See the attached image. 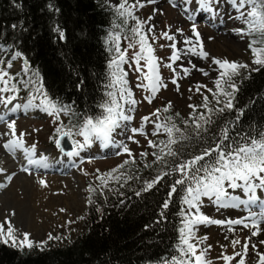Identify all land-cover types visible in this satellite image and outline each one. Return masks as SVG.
<instances>
[{
	"label": "snow or ice",
	"instance_id": "6c2138e0",
	"mask_svg": "<svg viewBox=\"0 0 264 264\" xmlns=\"http://www.w3.org/2000/svg\"><path fill=\"white\" fill-rule=\"evenodd\" d=\"M157 2L158 0H134V2L129 3V0H121L115 6L118 17L122 18L125 24H127L129 18L136 21L135 25L130 29L131 37H125V39L129 40L128 48L136 50L129 57L127 49L124 51L120 49V36L118 34H110L116 55L113 56L108 65L110 72L106 88L109 91L106 92L107 99L98 105L102 109L100 116H85L76 123H72L70 120L69 124L65 125L60 120L61 113L69 115L72 113V108L69 105L60 104L49 97L44 88L43 79L38 72H33L32 77L23 82L24 87L29 89L26 103L13 105V101L18 98L20 89L17 87V83L14 82L15 77L10 74L8 69L12 68L13 61L22 57V53L19 51L15 52L7 62L0 59V105L6 109L5 113H0V122L5 123L8 129L7 132L0 135L10 137L4 141L2 147L13 156L17 152L23 154L26 164L21 167V171L30 174L32 168L47 169L50 166L47 156L40 154L37 157L35 144L25 147V133L17 134L16 121L7 118V113H16L20 110L26 112L35 108L50 117H54L56 127L54 135L50 136L49 139L52 140L55 147L63 155L79 157L83 150L89 148L96 141H99L101 146L105 148L113 146L121 149L122 151L116 152L117 155L127 154L128 160H125L117 168L107 173L99 174L96 177L100 182L101 194H103L102 190L104 188H108L110 182L119 183L122 179L125 182L131 179L122 169H125V166L129 164L135 163V157L126 143H117L113 140V133L121 127L122 122L133 119L129 113L135 110V105L137 104L132 90L128 87V72L122 66L128 64L130 69L139 73L137 78L141 82L136 87L142 88L148 93L144 100L149 104L153 102L162 88L167 87V84L162 82L159 71L161 67L159 59L154 54L155 50L152 44L149 43L150 33L153 34L151 37L153 41L162 38L171 42L167 45L172 50L171 55L168 57L170 62L163 66L173 72L171 83L176 86L177 91H179L178 78L180 73L173 65L181 60L182 55H195L202 59H211L212 64L218 66V78L214 82L215 90L207 89L211 93L216 107H210L209 97L201 93V89L206 88V86L196 84L195 91L203 96V103L198 106L189 105L193 115L190 120L184 121L185 129L191 124L193 135L199 138L201 133L206 132L208 126L214 122L212 119L213 115L223 114L225 111H231L234 108L233 101L238 88L233 78L240 75L241 69H249L250 66L246 63L229 61L226 58L210 57V54L204 50L203 42L195 23L191 26L195 42L193 37H185L182 41L185 46L183 49L177 47V44L181 42L176 39V33L183 35L182 29H177L176 33H170L169 30H165L161 32L160 37H156L154 34L155 25L149 23L153 16H149L147 21H143L134 12L138 8L156 4ZM168 2L172 7L182 8L189 19L195 17L198 13H208L210 14L208 18L214 19L219 15V12L213 5H220L222 0H195L197 7L194 10L191 8L193 0H179V2L177 0H168ZM223 2L235 9L238 13L237 19L242 20L245 25V27L235 30L237 34L242 38L245 35L253 37L248 45L253 56L252 64L264 67V0H223ZM158 11V9H154V14ZM145 27H147V31H145ZM60 36L63 38L62 32H60ZM161 47H165V45H161ZM141 61L144 63L141 64ZM188 63L191 64V61H188ZM179 67L180 72L184 76L190 74L191 69L189 67L183 64ZM192 68H196V65L192 64ZM252 70L259 71V67ZM22 71L25 74L31 71L26 59L24 60ZM200 71L203 70L200 69ZM203 74L208 75L207 72ZM189 91H192V89L190 88ZM36 101H39V103H36ZM9 105L13 106L9 108ZM126 105L127 109L125 108ZM171 107L172 104L169 101L162 109H156L151 116L143 117L142 125L137 128H131L132 135L127 137L128 140L134 143H139V141L135 140L136 135H143L147 139L149 133L144 128V124L147 123L153 125L152 136H158L161 133L167 136V140L158 142L147 139L150 148L158 149V151L152 152L155 161L165 165L168 170L162 169L152 180L145 181L142 191L152 189L165 176L173 173L179 174V178L175 179L170 186L168 199L162 204V208L167 209L172 195L177 192V186L183 187L182 202L186 209L181 212L183 219L182 227L179 228V256L173 257L171 264H212L211 261L206 259V254L211 249V245L206 248L199 247L207 237L197 239L195 236L198 225H227L229 231H234L231 227L233 225H243L244 228L252 229L250 236L246 237L243 242L240 239H230L233 254L226 255L221 253L219 259L223 260L224 264H231L233 260H236V264H246V258L251 248L258 257L256 264H264V253L259 252L258 244L252 243V237L258 236L264 231L260 227V224L264 222V199L261 198L264 196V132L258 133L255 137H246L243 143L226 144L225 142L229 141V126L226 124L216 134L218 139L214 140L212 144L203 147L198 154L187 159H180V149L175 146L192 139V135L186 134L185 129L178 127L171 115H162L168 113ZM198 108H203L204 111L197 113ZM240 114L242 115V113ZM176 116L178 117L179 113H176ZM152 117H155V119H152ZM75 137H82V140L75 139ZM64 138L71 141L72 148L70 151L66 152L64 147L61 146ZM140 155L141 157H146L148 153L142 152ZM169 157L172 158L171 164H169L167 159ZM149 166L145 165V167ZM5 171V169L0 168V174L5 173ZM15 175V173H11L3 177V179L10 183ZM38 183L41 187H48L44 179H40ZM6 186L0 180V188ZM237 190H240L246 199H241L239 195L233 194ZM88 191L95 193L97 188L89 186ZM136 195H140V192H137ZM202 198H207L217 209L239 208L243 205L248 210V214L243 218L237 219L219 220L210 218L200 210L203 204ZM88 203H93L91 197ZM253 206L257 207L259 211L253 212L251 210ZM60 211L63 212L65 210L61 209ZM97 211H100V209L98 208ZM15 214L13 210L8 214V217L15 216ZM8 217L0 221V243L9 245L21 252L24 249L31 250L33 247H38L42 250L43 245L47 241H32L30 233L19 232ZM225 238L228 239V237ZM52 239H60V237H53L49 234L48 240ZM238 245L241 246L239 251L236 250ZM259 245H264V240L259 241ZM237 257H239L238 260L236 259Z\"/></svg>",
	"mask_w": 264,
	"mask_h": 264
},
{
	"label": "trees",
	"instance_id": "16d2710c",
	"mask_svg": "<svg viewBox=\"0 0 264 264\" xmlns=\"http://www.w3.org/2000/svg\"><path fill=\"white\" fill-rule=\"evenodd\" d=\"M130 20L125 24L115 6L105 5L103 0H0V53L21 52L20 58L26 59L31 69L27 74L10 73L20 89L18 98H28L29 89L23 82L38 72L49 97L72 108V113L65 116V125L85 116H100L98 105L107 99L109 91L108 65L116 55L110 34L120 36V49L124 51L123 40L131 37L130 29L136 23ZM258 67L259 71L241 69L240 75L233 78L238 88L234 108L213 115L214 122L199 138L193 135L191 124L186 129L184 125L193 112L188 118L181 113L177 117L178 112L171 109L163 114L171 115L178 127L192 135V139L175 146L180 149V159L212 144L226 124V144L243 143L246 137L264 132V67ZM167 159L171 164L172 158ZM162 169L168 170L155 158L143 165L129 164L122 171L131 179L110 182L103 194L97 179L88 183L87 189L92 186L97 191H88L93 203L87 204L83 233L65 246L33 254L0 243V264H170L173 257L179 256L181 212L186 209L183 187L177 186L167 209L162 204L179 174L165 176L152 189L142 191L145 181Z\"/></svg>",
	"mask_w": 264,
	"mask_h": 264
},
{
	"label": "rangeland",
	"instance_id": "374dc122",
	"mask_svg": "<svg viewBox=\"0 0 264 264\" xmlns=\"http://www.w3.org/2000/svg\"><path fill=\"white\" fill-rule=\"evenodd\" d=\"M103 2L105 5L116 6L121 0H103ZM132 2L134 0H129V3ZM196 7L195 0H193L191 8L194 10ZM213 7L217 8L219 12V15L214 19H209L210 14L208 13H198L195 17L189 19L182 8L172 7L168 0H158L156 4L138 8L134 14L143 21H147L149 16H153V19L149 23L155 25L154 34L156 37H160L161 32L165 30H169L170 33H176L177 29H182L183 35L176 33L177 41L181 42L177 44V47L180 49L185 47L182 43L185 37H193L191 26L195 23L200 33L204 50L210 54V57L226 58L229 61L246 63L250 66L249 69H255L257 65L252 64L253 56L248 47L249 36L245 35L242 38L235 31L236 29L245 27L243 21L237 19L238 13L232 6L223 2V0L220 5H213ZM154 9H158L159 11L154 14ZM132 22L133 20L129 21V23ZM145 31H147V27H145ZM152 35V33L149 34V43L152 44L155 50L154 54L159 59L161 64L159 71L162 82L167 84V87L162 88L153 102L149 104L144 100V97L148 93L144 89L136 87L141 82L137 78L139 73L130 69L128 64H124L122 67L128 72V87L132 90L137 104L135 105V110L129 113L133 119L122 122L121 127L113 133V140L115 142H123L128 145L138 165H143L154 158L152 152L156 149L148 146L147 139L158 142L159 137L165 138L167 136L164 133L152 136L153 125L147 123L144 124V128L149 133L148 138L146 139L143 135H136L135 140L139 141V143H134L127 139L129 135H132L130 129L140 127L143 123V117L151 116L156 109H162L169 101L172 104L170 108L172 111L181 113L186 118L190 117L192 109L189 108V105L198 106L203 103V96L195 91L196 84L206 86V88L201 89V93L209 97L210 105L215 104L211 93L207 89L215 90L214 82L218 78V66L212 64L211 59H202L195 55H182L181 60L173 65L180 73L178 78L179 91H177L176 86L171 83L174 75L173 72L163 66L170 62L168 57L171 55L172 50L167 45L171 42L162 38L153 41L151 39ZM193 41L195 42L194 37ZM128 44L129 40H123V47L127 49V54L131 57L133 51L136 49L128 48ZM161 45H165V47H161ZM2 56V59L7 62L12 55L1 51L0 58ZM188 61H191V64ZM12 63V68L8 69L10 73L22 71L24 65L21 58H17ZM143 63L141 61V64ZM181 64L191 69L189 75L184 76L180 72L179 66ZM192 64H195L196 68H192ZM200 69L203 71H200ZM204 72H207L208 75H204ZM190 88L192 91H189ZM17 99L19 100V98ZM37 102L39 103V101ZM125 108L127 109V105ZM202 109L198 108L197 110L201 111ZM3 110L4 107L0 105V113ZM16 113H7V118L16 121L17 134L21 132L25 133V145L31 146L35 144L39 152L38 154L61 153L55 147L52 140L49 139L50 136L54 135L56 127L54 117L48 116L41 110H37L35 114H28L23 110ZM65 116L61 113L60 120L63 123L66 118ZM152 119H155V117H152ZM7 131L6 124L0 122V134ZM7 137L0 135V168L6 170L5 173L0 174V180L7 185L4 188H0V221H3L14 210L15 216L8 218L11 219L19 232L30 233L32 241H47L43 245L42 250L56 246H65L84 232V218L89 200L87 184L95 183V179L99 174L107 173L117 168L124 160L129 159L127 154H116V152L122 151L121 149L113 146L105 148L101 146L99 141H96L89 148L83 150L79 157L65 156L68 158V162L66 169H63L61 172L49 171L47 169L43 171V169L33 168L29 174L21 171V164L18 160L3 149L2 144L6 141ZM75 139L82 140V137H75ZM142 152H146L148 155L141 157L140 153ZM69 161H72L73 164H69ZM11 173H15L16 175L8 183L3 177ZM40 179H44L48 187H41L38 183ZM233 194L239 195L241 199H246L240 190H237ZM261 198L264 199V196ZM202 200L201 212L213 219H237L241 218V215L245 217L248 214V210L243 205L239 208L217 209L207 198H202ZM61 209L65 211L62 212L60 211ZM251 210L253 212L259 211L255 206ZM231 227L234 231H229L227 225H198L196 227L195 236L197 239L207 237L199 247L206 248L208 245H211V249L206 254V259L211 261L212 264H224V261L219 259L221 253L226 255L233 254L230 239H240L243 242L246 237L250 236L252 231L250 228H244L239 225ZM260 227L264 229V222L260 224ZM49 234L53 237H60V239L48 240ZM225 237H228V239ZM262 240H264V231L260 235L252 237V243L258 244L259 252L264 253V245H259V241ZM240 248L241 246L238 245L236 250L239 251ZM24 250L33 254L41 251V248L33 247L31 250ZM236 259L238 260L239 257ZM257 259L258 257L250 248L246 264H256ZM231 264H236V260H233Z\"/></svg>",
	"mask_w": 264,
	"mask_h": 264
},
{
	"label": "bare ground",
	"instance_id": "6f19581e",
	"mask_svg": "<svg viewBox=\"0 0 264 264\" xmlns=\"http://www.w3.org/2000/svg\"><path fill=\"white\" fill-rule=\"evenodd\" d=\"M179 8V7H178ZM224 12V11H223ZM217 19V18H216ZM221 33V32H220ZM190 58V57H189ZM194 59V58H193ZM196 63V62H195ZM27 100H24V101H19V100H15L13 101V105L14 104H23V103H26ZM36 103H38L36 101ZM13 105H9L8 107L11 108ZM39 110V109H31V110H28L26 111L28 114H35L36 111ZM22 111V110H21ZM24 111V110H23ZM6 112V109H4L2 111V113H5ZM10 114V113H8ZM10 138V137H7V139ZM6 139V140H7ZM25 147H29L28 145H25ZM39 152L37 151V157L41 154H38ZM11 155V154H10ZM52 155V156H51ZM45 156H47L49 158V164L50 166L49 167H52L53 165L55 166H58L59 168L61 167L62 169L65 168V164L67 163V157H65V155H62L61 153L59 154H54V153H51V154H45ZM13 158L17 159L18 162L21 164V167L24 166L26 164V161L24 160V157H23V154L21 152H17V154L15 156L12 155ZM33 169V168H32ZM42 169V168H41ZM241 218H243V215H241ZM239 226H243V225H239ZM235 227V226H234Z\"/></svg>",
	"mask_w": 264,
	"mask_h": 264
},
{
	"label": "water",
	"instance_id": "95a60500",
	"mask_svg": "<svg viewBox=\"0 0 264 264\" xmlns=\"http://www.w3.org/2000/svg\"><path fill=\"white\" fill-rule=\"evenodd\" d=\"M22 60V64L24 65V58L21 59ZM62 147H64L65 151H70L71 148H72V145L71 143L69 142V140L67 138H64V140H62V144H61Z\"/></svg>",
	"mask_w": 264,
	"mask_h": 264
}]
</instances>
